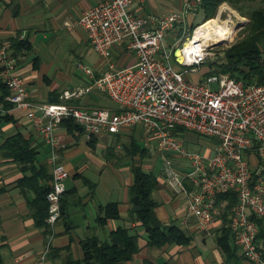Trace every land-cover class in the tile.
<instances>
[{
  "label": "built area",
  "instance_id": "built-area-1",
  "mask_svg": "<svg viewBox=\"0 0 264 264\" xmlns=\"http://www.w3.org/2000/svg\"><path fill=\"white\" fill-rule=\"evenodd\" d=\"M136 1L146 2L107 1L86 10L79 21L103 60L111 61L114 50L126 46L136 63L120 69L110 62L92 84L63 92L60 104L33 101L17 70L20 59L12 54L10 44L0 47V76L9 89L6 101L26 113L50 147L53 182L47 197V226L54 228L62 218L71 177L64 161L67 144L59 136L61 126L73 120L89 141L142 127L147 147L153 143L156 156L163 160L162 175L169 188L187 197L188 218L201 230H209L225 215L226 203L220 202V196L235 193L238 203L230 227L236 244L245 260L264 264V244L257 241V220L264 228V85H246L227 74L211 75L204 82L188 80V74L207 64L214 49L209 47L214 40H197L196 30L189 34L188 16L199 15L203 0L188 4L184 13L148 17L134 12ZM181 30L187 32L184 40L169 45L168 35ZM176 48H181L184 71L175 68ZM83 70L93 78L91 69ZM94 93L108 97L114 108L73 103ZM180 128L214 140L212 154L192 150L179 137ZM252 156L259 160L256 166ZM177 162L187 169H180Z\"/></svg>",
  "mask_w": 264,
  "mask_h": 264
},
{
  "label": "crops",
  "instance_id": "crops-1",
  "mask_svg": "<svg viewBox=\"0 0 264 264\" xmlns=\"http://www.w3.org/2000/svg\"><path fill=\"white\" fill-rule=\"evenodd\" d=\"M107 1L111 0H0V47L3 44H10L13 54L11 40L14 37L28 42L30 49H24L15 56L20 59L17 70L25 79L33 101L60 104L54 101L61 100L63 92L92 84L107 70L110 62L120 69L136 63L135 55L126 46L116 48L111 61L103 60L94 50L86 30L79 25L86 10ZM192 2L194 1L146 0L145 3L136 1L133 9L140 17H148L151 14L161 16L168 13H184L186 6ZM223 7L231 10L227 3ZM199 19V15L194 17L190 14L189 25L192 26ZM174 34L171 32L168 35L169 45L175 44ZM67 46H71L73 51L82 50L83 60L89 64V67L85 68L93 71V78L89 76V79L85 73L87 79L83 80L80 72L75 71L73 67L68 68L59 60L58 51ZM37 50L40 51L36 52ZM41 50H47L48 56ZM41 53L45 59L38 56ZM83 68L84 65L79 63V71ZM206 69L208 67L204 65L196 73L188 74V80L204 82L210 76V71L205 72ZM4 93L5 91L0 89L1 264H67L69 260L81 261L85 256L82 246L84 240L95 236L101 241H107L110 234L119 227L128 228L132 234L139 235L140 251L124 264H228L218 244L223 221L217 220L209 230L203 231L193 219L188 218L187 197L184 194L177 195L169 188L166 178L162 175L164 165L161 157H156L154 164L151 158L150 163H146L149 153L143 160L145 169L156 170L160 182L153 195L159 204L156 215L164 225L174 224L183 230L191 239L187 246L169 244L162 248L151 247L142 223L131 217L130 188L134 184L132 172L134 163L116 166L122 171L115 181L105 166L92 170L83 159L88 151L97 149L100 141L105 142L102 145L105 155L107 148H110L108 152H113L111 142L115 139L123 144L128 154L132 138L140 140L141 146L146 147L141 141L143 136L145 138L142 127L129 130L133 131L131 135L127 134L129 131L107 135L102 140L97 139L91 143L84 133L82 135L71 133L62 125L59 136L67 144L64 161L71 177L67 181V192L63 198L61 220L54 228L48 227L47 223L40 226L35 216L38 211L35 208L37 195L32 189L21 186V182L26 176H32L33 168L39 171L44 166L47 175H52L51 167L48 165L50 147L35 130L25 112L14 110L13 107L11 110L6 109L2 102ZM102 98L105 97L94 93L73 103L91 108L104 107ZM187 134L188 132L186 141L190 147L200 145L201 138L207 139L198 136L199 139L192 141ZM16 136L21 138L18 142L13 139ZM207 140L202 143L205 149L198 151L211 155L215 141ZM22 147L35 153L34 165H27L22 161H30L32 158L31 152L21 156ZM108 152L107 158H113L114 156ZM136 159L139 160V157ZM157 161L162 166L159 171ZM251 162L256 166L259 160L252 156ZM177 165L182 167L180 169H187L184 164L183 167L182 162H177ZM40 184L45 183L40 180ZM188 186L191 188V184ZM110 203L118 204L121 218L109 220L102 227L99 218L104 216L105 207ZM231 245L238 250L236 254L238 260L231 264H252L243 258L236 241L232 240Z\"/></svg>",
  "mask_w": 264,
  "mask_h": 264
},
{
  "label": "trees",
  "instance_id": "trees-1",
  "mask_svg": "<svg viewBox=\"0 0 264 264\" xmlns=\"http://www.w3.org/2000/svg\"><path fill=\"white\" fill-rule=\"evenodd\" d=\"M225 3L236 10L241 16L248 18L249 22L245 28V36L238 43L226 50L227 63L220 66L222 72L224 74L229 73L231 77L242 80L246 85H264V0H203L199 8L200 19L192 24L189 34L193 35L194 31L202 23L215 19L220 7ZM182 32L183 30L177 33L181 35ZM11 42L14 55L21 53L24 49H30L26 40L21 41L19 38L14 37ZM214 74L221 73L215 71L209 72L210 76ZM0 89L5 91L2 102L7 110H11L13 105L6 101L9 89L2 81L1 76ZM54 103H61V100H55ZM63 126L67 127L71 133L80 135L84 133L83 128L73 120L65 122ZM178 135L186 141V131L184 129H178ZM13 139H15V142H18L21 138H17L16 136ZM97 139L99 138L94 137L91 143H94ZM29 152L32 155L31 160L22 161H25L27 165H34L35 153L33 151L22 147L21 156ZM129 153L135 159L139 157V160L136 159L139 162H134L132 166L134 184L130 188V215L142 223L148 236L149 245L157 248H162L169 244L189 245L191 239L183 230L174 224L164 225L156 215V208L159 204L154 200L153 195L159 187V178L156 172L146 170L143 164V160L149 155V149L141 146L140 140L132 138ZM40 180H43L45 184H40ZM52 182L53 176L47 175L44 166L39 171H35L33 168L32 176H26L21 182V186L32 189L37 195L35 208L38 211L35 213V216L40 226H45L48 217L49 205L47 197L52 189ZM220 202L226 203V210L222 218L223 227L218 238V244L226 256V261H228V264H231L238 260L236 258L238 250L231 245V241H235V237L230 227L233 208L238 203L237 195L235 193H228L220 196ZM120 218L118 204L110 203L105 207L104 216L99 218V224L103 227L109 220H119ZM257 222L260 226L257 241L264 244L262 221L257 220ZM82 246L85 255L84 259L81 261L69 260L67 264H124V262L132 260L140 251L139 235L132 234L125 227H119L116 231L112 232L107 241H101L94 236L84 240Z\"/></svg>",
  "mask_w": 264,
  "mask_h": 264
},
{
  "label": "rangeland",
  "instance_id": "rangeland-1",
  "mask_svg": "<svg viewBox=\"0 0 264 264\" xmlns=\"http://www.w3.org/2000/svg\"><path fill=\"white\" fill-rule=\"evenodd\" d=\"M223 5L220 7L218 15L215 19H219L220 20L219 23L222 22L221 25L226 24L229 28L233 29V31L230 35L228 42H224V44L217 46V47H214V49L211 50L212 55L206 64L208 69H206L205 72L206 71L207 72L215 71V72H220L221 74L223 73L220 66L227 63L226 54H225L226 50L231 48L234 44L238 43L245 36V32H246L245 28L249 22L248 18L241 16L231 6H230L231 7V10H230V9L224 8ZM192 23H193V21H191V24ZM202 24H204V23H202ZM186 35H187V32L186 33L182 32L181 35H179L178 33H175L173 36V43L175 42V44H176L177 42L183 41L184 38L186 37ZM38 51H40V50H37L36 52H38ZM41 51L46 56H48L47 50H41ZM44 54L41 53V55L40 54L39 55L37 54V55L41 56L42 58L45 59ZM58 56H59V60H62L68 68L73 67L75 71L80 72L81 77H83V80L87 79V77L90 79L89 75H87V77L84 75L85 71H83V69H82V71L81 70L79 71V69H78L79 63H82V65H84V68L86 66L89 67V64L83 60L82 50H74L73 51L71 46L70 47L67 46V47L58 51ZM130 62H131V60L129 61V63ZM175 68L178 71H184L185 70L184 66H182L181 64H177V63H175ZM227 75H230V74L227 73ZM189 76H191V75H189ZM189 79H190V77H189ZM215 88H216V85L214 84L213 89H215ZM101 100H102L104 107L114 108L112 101L108 97L105 96V98H102ZM131 133H133V131L132 132L129 131L127 134L131 135ZM187 136L189 137L190 140L199 139L198 135H196L194 133H188ZM103 137H101L99 139L102 140ZM105 139H107V138H105ZM127 139H129V137H127ZM141 141L144 142V144H146V148H148L150 150L149 151L150 155H149L146 163H150L149 160L151 158L152 164H154V160L156 159L157 156L155 154V149H154L153 143L150 144L149 147H147V140H146V138H144V136L141 139ZM192 141H194V140H192ZM204 141H208V140L201 138V144L200 145H192L191 149L197 150V151L205 149L202 145V143H204ZM104 144H105L104 141H100V145H98L96 150H90L86 153V155L83 156V159H85L87 161V164L91 167L92 170H95L99 166H105L107 171L112 173V176H113L114 180L116 181L118 174H121V171H122V170H118L117 167H119L120 165H126V163L139 162L138 160L135 159V157L133 158L130 154H128L127 151L125 150V148L123 147V144L118 143V141H116V139L113 140V142H111V146H112L111 148H113L112 151L114 153L112 152L113 153L112 154L110 151L108 152V150L110 148L106 149V155L108 152L110 155H113L114 157L111 159H110V157L107 158V156L105 155V151L103 150V146H102ZM119 146H121V147H119ZM156 165H157L158 171H159V168H161L162 166H161V164L159 165L158 161H157ZM147 169L150 170L151 168H147ZM153 171L156 172V170H154V169H153ZM92 177H94V174H92ZM110 178H111V176H110Z\"/></svg>",
  "mask_w": 264,
  "mask_h": 264
},
{
  "label": "bare ground",
  "instance_id": "bare-ground-1",
  "mask_svg": "<svg viewBox=\"0 0 264 264\" xmlns=\"http://www.w3.org/2000/svg\"><path fill=\"white\" fill-rule=\"evenodd\" d=\"M219 19H212L200 25L195 32L197 40H214V42H228L233 29L229 28L226 24L221 25ZM203 34V35H202ZM190 42L186 45V53L190 51ZM75 103V102H74ZM49 104V103H48Z\"/></svg>",
  "mask_w": 264,
  "mask_h": 264
},
{
  "label": "water",
  "instance_id": "water-1",
  "mask_svg": "<svg viewBox=\"0 0 264 264\" xmlns=\"http://www.w3.org/2000/svg\"><path fill=\"white\" fill-rule=\"evenodd\" d=\"M222 44H224V42H221V43L220 42H218V43L214 42V43L210 44L209 47L214 48V47L220 46ZM174 55H175L177 63L182 65L184 63V58L182 56L181 48H176Z\"/></svg>",
  "mask_w": 264,
  "mask_h": 264
}]
</instances>
